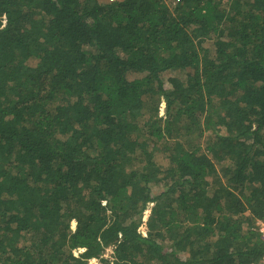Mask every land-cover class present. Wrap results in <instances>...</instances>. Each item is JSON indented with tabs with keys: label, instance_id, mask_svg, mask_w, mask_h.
<instances>
[{
	"label": "trees",
	"instance_id": "trees-1",
	"mask_svg": "<svg viewBox=\"0 0 264 264\" xmlns=\"http://www.w3.org/2000/svg\"><path fill=\"white\" fill-rule=\"evenodd\" d=\"M261 221L264 0H0V264H258Z\"/></svg>",
	"mask_w": 264,
	"mask_h": 264
},
{
	"label": "rangeland",
	"instance_id": "rangeland-1",
	"mask_svg": "<svg viewBox=\"0 0 264 264\" xmlns=\"http://www.w3.org/2000/svg\"><path fill=\"white\" fill-rule=\"evenodd\" d=\"M135 77H140V75H135V74H132L131 76H130V78H135ZM175 77H181V78H185V72H183V71H170V72H166V73H164L163 74V79H164V81H165V87H166V89L167 90H171V83H170V80L172 79V78H175ZM209 138H211L210 137V135L208 134V135H206V137H203L201 140H200V144L202 145V147H203V149L204 148H206V146H207V141L208 140H210ZM218 166V168H219V165H217ZM162 192H164V187L163 186H152V195L154 196V197H156V196H158V195H160ZM150 216V211H147L146 212V218H148ZM262 222V221H261ZM261 222H258V228H259V225H260V223ZM147 227L145 226V225H142L140 228H139V232L141 233V234H145V233H147ZM113 251V248H111V249H109L107 252H106V255H105V257L106 258H110L111 257V255H112V252ZM90 264H99V261L98 260H92L91 262H90Z\"/></svg>",
	"mask_w": 264,
	"mask_h": 264
},
{
	"label": "built area",
	"instance_id": "built-area-1",
	"mask_svg": "<svg viewBox=\"0 0 264 264\" xmlns=\"http://www.w3.org/2000/svg\"><path fill=\"white\" fill-rule=\"evenodd\" d=\"M109 2H115L116 0H108ZM258 232L260 234V239L264 243V221H262L259 225ZM258 264H264V256Z\"/></svg>",
	"mask_w": 264,
	"mask_h": 264
}]
</instances>
